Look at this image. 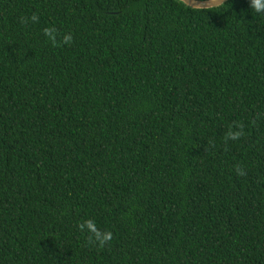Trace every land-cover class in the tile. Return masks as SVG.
Masks as SVG:
<instances>
[{"label":"trees","instance_id":"1","mask_svg":"<svg viewBox=\"0 0 264 264\" xmlns=\"http://www.w3.org/2000/svg\"><path fill=\"white\" fill-rule=\"evenodd\" d=\"M0 264H264V14L0 0Z\"/></svg>","mask_w":264,"mask_h":264},{"label":"clouds","instance_id":"2","mask_svg":"<svg viewBox=\"0 0 264 264\" xmlns=\"http://www.w3.org/2000/svg\"><path fill=\"white\" fill-rule=\"evenodd\" d=\"M249 2L251 9L254 10L257 14H264V0H249ZM181 3L197 9H208L219 6L223 2L222 0H207L206 4H189L188 0H181ZM29 21H31L32 23H38V14L33 12L30 17L21 18V23H28ZM43 34L53 47H59L65 44H71L73 42V36L71 33L61 34L55 26L45 27L43 29ZM243 135H245V132L244 124L242 122H236L234 125H229V129L224 135L225 143H227V141L229 140H239ZM235 171L239 176L246 175L244 168H242L240 165L235 166ZM77 227L82 233L87 234V244L103 248L113 239L112 231L102 230L97 226V223L94 219H85L81 223H79Z\"/></svg>","mask_w":264,"mask_h":264},{"label":"water","instance_id":"3","mask_svg":"<svg viewBox=\"0 0 264 264\" xmlns=\"http://www.w3.org/2000/svg\"><path fill=\"white\" fill-rule=\"evenodd\" d=\"M177 1H180L181 2V0H177ZM226 1L227 0H222L223 3L226 2ZM188 2H189V4H192V3H195V4H206L207 0H203V1H199V0H188ZM183 5L186 6L185 4H183ZM186 7L191 8V9H197V8H193V7H189V6H186ZM216 7H218V6H216ZM212 8H215V7H212ZM208 9H211V8H208Z\"/></svg>","mask_w":264,"mask_h":264}]
</instances>
